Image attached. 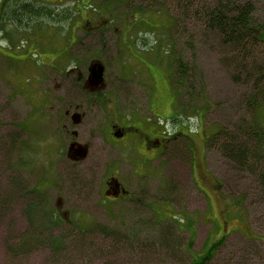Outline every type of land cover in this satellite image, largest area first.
I'll return each mask as SVG.
<instances>
[{
  "label": "rangeland",
  "instance_id": "1",
  "mask_svg": "<svg viewBox=\"0 0 264 264\" xmlns=\"http://www.w3.org/2000/svg\"><path fill=\"white\" fill-rule=\"evenodd\" d=\"M216 1L107 0L100 14L108 26L107 56L119 59L116 65L131 81L121 83L123 91L137 99L131 104L124 97L119 112L158 122H168L172 112L191 128L199 124L190 134L194 156L169 149L157 156L150 178L140 167L137 177L123 160L121 175L135 198L107 202V212L95 202L108 158L104 168L84 171L61 161L64 155L51 142L59 109L53 100L60 92L56 67L45 55L67 33L68 21L81 18L47 0H0V264H192L220 238L224 242L206 264H264L262 171L240 168L221 150L229 137L252 127L251 102L259 93L231 47L195 14ZM240 1L254 3L253 17L264 32V0ZM27 3L41 13L19 23L12 13ZM252 50L264 62V43ZM110 68L109 79H116ZM257 102L264 105V98ZM105 110H98L102 124L110 117ZM259 162L264 169V158ZM15 180L36 189L33 197L45 211L60 212L56 224L42 227L47 215L41 208L30 213L24 190L6 197ZM60 200L65 204L58 209ZM75 234L87 235L85 249L71 245L58 257L53 239L69 244ZM162 239L172 242L174 258Z\"/></svg>",
  "mask_w": 264,
  "mask_h": 264
},
{
  "label": "flooded vegetation",
  "instance_id": "2",
  "mask_svg": "<svg viewBox=\"0 0 264 264\" xmlns=\"http://www.w3.org/2000/svg\"><path fill=\"white\" fill-rule=\"evenodd\" d=\"M47 1L64 8L65 12L76 11L81 18L68 21L67 33L54 41L53 51L45 55L51 59L47 63L56 67L53 74L57 81L54 85L60 92L53 100L54 107L59 109L55 113L57 119L51 142L58 156L64 155L61 161L78 164L84 171L100 166L104 168L105 158H108L110 164L105 167L98 191L99 201L95 202L108 212L107 202L113 205L121 201L131 203L135 198L121 175L122 165L125 164L123 160L134 165L137 177L140 174L136 173L135 167H140L144 171L142 177L150 178L149 170L157 156L169 149H180L182 154H187L189 150L194 156L195 140L190 134L198 132L199 124L191 128L181 116H175L172 112L168 122H158L140 114L129 116L120 113L117 109L120 100L127 97V101L133 104L137 99L134 93L123 91L121 83L127 85L131 81L126 77L124 68L116 65L119 59L107 56L105 33L108 26L104 25L105 21L100 23V14L107 0H102L101 4H97V0ZM110 59L114 75L117 76L112 80L108 77ZM146 69L149 80L154 84L151 68ZM99 108L107 109L105 113H110L103 124ZM187 142L190 143L188 149ZM113 155L116 156L114 159ZM64 204L62 200L58 201V209ZM53 213L61 218L59 211Z\"/></svg>",
  "mask_w": 264,
  "mask_h": 264
},
{
  "label": "trees",
  "instance_id": "3",
  "mask_svg": "<svg viewBox=\"0 0 264 264\" xmlns=\"http://www.w3.org/2000/svg\"><path fill=\"white\" fill-rule=\"evenodd\" d=\"M31 3L24 4L13 11V19L22 23L34 15H39L41 9L32 8ZM255 12V5L252 1L241 2L240 0H217L214 7H203L200 11L195 13L203 20V23L207 30L219 34L224 43L229 45L232 51L235 53L236 59L240 60V63L247 72L249 78H251L258 89V95L253 99L251 104L255 108V115L253 117L252 127H247L239 131L240 137H229L221 146L223 153L230 158L240 168H248L250 170L262 171L261 177L264 183V169L258 167L261 165L260 158H264V105L259 104L258 98H264V62L259 60L258 56H254L253 48L257 43H264V32L262 27L257 24L253 17ZM197 17V18H198ZM200 19V20H201ZM253 58L250 61V58ZM257 99V100H256ZM220 131L210 135L207 139L206 145L211 141L216 140ZM243 138V139H242ZM261 152L263 155L258 154ZM253 161L257 162L254 163ZM253 162V163H251ZM14 189H10L9 194H5L7 198L10 195L14 196V192L24 190V198L29 206V211L32 214L37 208H41V212L47 215L46 223H43V228H50L53 224L57 223L58 217L52 212L45 211V206L42 208V204L38 203V200L34 198V191L24 188L19 180L14 181ZM5 206L3 202L0 203V209ZM49 212V213H48ZM60 219V218H59ZM169 234H167L168 236ZM86 237L75 234L74 239L68 244L62 237L53 239L52 246L54 253L60 255L64 250L70 249V246L76 248L85 249ZM166 239V238H165ZM116 240V239H114ZM119 241V240H118ZM118 241H114L115 246L118 245ZM165 244H162L167 250V253L173 257L175 249L171 245V241L163 240ZM224 242V238H220L214 241L208 248V251L204 255L194 256L192 264H206L213 256L215 250ZM111 247V246H110ZM77 250V249H76ZM174 258V257H173Z\"/></svg>",
  "mask_w": 264,
  "mask_h": 264
}]
</instances>
